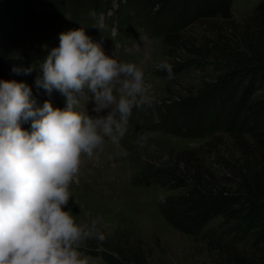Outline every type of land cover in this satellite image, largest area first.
I'll return each mask as SVG.
<instances>
[{"label": "trees", "instance_id": "16d2710c", "mask_svg": "<svg viewBox=\"0 0 264 264\" xmlns=\"http://www.w3.org/2000/svg\"><path fill=\"white\" fill-rule=\"evenodd\" d=\"M234 1L0 0V79L26 82L37 101H56V91L49 96L35 80L39 63L68 20L75 28H86L87 34L112 35L115 28L126 44L146 34L162 36L168 45L183 42L184 32L197 23L221 20L230 32L224 34L218 25L214 32L230 49L225 70L197 95L151 113L155 131L210 139L180 152L164 166L145 165L143 173L147 181L181 190L157 204L173 229L198 236L220 218L235 242L251 243L248 259L235 256L233 263L264 264V0L242 23L233 20ZM93 11L95 16L90 14ZM14 65L37 67L30 74H17ZM220 135L231 139L241 158L232 187L219 182L206 163L207 155L218 156ZM90 254L104 264H135L123 253L119 257L107 251Z\"/></svg>", "mask_w": 264, "mask_h": 264}, {"label": "clouds", "instance_id": "9594fccd", "mask_svg": "<svg viewBox=\"0 0 264 264\" xmlns=\"http://www.w3.org/2000/svg\"><path fill=\"white\" fill-rule=\"evenodd\" d=\"M95 16L93 11L90 13ZM80 27L59 34L38 65L35 84L65 97L63 108L41 105L24 81L0 79V264H95L81 248L106 236L95 218L80 222L71 208V186L80 183L86 159L111 141H121L134 108L154 107L156 98L143 67L107 55L102 43ZM142 39V38H141ZM36 65H14L30 74ZM157 68L175 78L167 58ZM93 100L90 114L82 101ZM158 119V113L155 114ZM30 123V128L23 124ZM145 133L140 143L146 144ZM162 202L165 195L158 197Z\"/></svg>", "mask_w": 264, "mask_h": 264}, {"label": "rangeland", "instance_id": "374dc122", "mask_svg": "<svg viewBox=\"0 0 264 264\" xmlns=\"http://www.w3.org/2000/svg\"><path fill=\"white\" fill-rule=\"evenodd\" d=\"M260 1L235 0L233 20L236 23L246 21ZM217 25L224 34L230 33L221 20L200 22L184 32L183 42L171 45L166 44L162 36L149 37L146 34L126 44L118 39L115 28L112 35L106 31L88 34L102 43L107 55L143 67L146 82L157 103L152 108L133 109L128 131L121 141L127 156L122 155L111 141H106L103 150L94 158L86 159L80 183L71 186L73 198L67 207L80 222L95 218L106 236L104 241L89 239L81 248L85 255L97 258L90 252L107 251L119 257L123 253L135 264H234L233 257L248 259L251 254L250 241L235 242L233 236L225 232L220 218L211 222L198 236L173 229L159 212L157 204L161 200L158 197L163 193L166 199L181 190L172 191L147 181L143 173L145 165L164 166L180 152L196 149L210 139H186L155 131L151 113L155 109H166L180 98L197 95L204 84L214 81L225 70L228 65L226 52L228 54L230 49L216 38ZM70 29L76 28L68 20L61 32ZM57 46L59 35L49 45V50ZM165 58L173 65L174 79L169 80L167 72L156 67ZM56 95L53 105L63 108L65 97L58 91ZM44 101L37 102L42 106ZM94 103L93 100L88 103L84 100L82 107L87 104L89 113L94 114ZM23 127L30 128V123L23 124ZM145 133L150 136L148 142L142 144L139 141ZM217 143L218 156L207 155V167L219 182L232 187L236 171L241 167V158L228 136L220 135ZM95 264L104 262L100 259Z\"/></svg>", "mask_w": 264, "mask_h": 264}]
</instances>
